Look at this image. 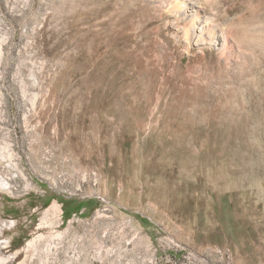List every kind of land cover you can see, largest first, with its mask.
<instances>
[{
	"label": "rangeland",
	"instance_id": "374dc122",
	"mask_svg": "<svg viewBox=\"0 0 264 264\" xmlns=\"http://www.w3.org/2000/svg\"><path fill=\"white\" fill-rule=\"evenodd\" d=\"M0 192V264H264V0H0Z\"/></svg>",
	"mask_w": 264,
	"mask_h": 264
},
{
	"label": "bare ground",
	"instance_id": "6f19581e",
	"mask_svg": "<svg viewBox=\"0 0 264 264\" xmlns=\"http://www.w3.org/2000/svg\"><path fill=\"white\" fill-rule=\"evenodd\" d=\"M178 7V6H177ZM195 17V16H194ZM191 25L190 26H193L194 22H191L190 23ZM195 26V25H194ZM198 26V25H197ZM195 28V27H194ZM200 29V28H199ZM198 28H196L195 30H193V35H199L201 33V30H199ZM186 34V33H185ZM190 34V33H189ZM192 43V42H191ZM198 44V41L196 40L194 43H192L191 45L193 46H197ZM200 45V42L199 44ZM21 174V173H20ZM1 191H5L7 192L8 194L11 195L12 191H11V187L7 184H3L2 186V189ZM1 193V192H0ZM50 213H52L54 215V218H55V221L56 223H59L61 221V214H62V210H61V207L56 203L54 202L50 208L46 211V214L49 215ZM44 218V217H43ZM45 220H47V218L45 217L44 218ZM41 222V221H40ZM44 222V221H43ZM48 222V221H47ZM51 222V221H50ZM53 223V222H52ZM41 225V223H40ZM43 225V224H42ZM46 226V225H45ZM48 226V225H47ZM38 229V228H37ZM50 234V233H49ZM58 237V236H56ZM60 238V237H59ZM53 239H55V237H53ZM60 240V239H59ZM35 243V242H34ZM6 244V243H5ZM27 248V247H26ZM45 251V250H44ZM49 252V251H48ZM45 255V254H44ZM47 256V255H46ZM47 261V260H46Z\"/></svg>",
	"mask_w": 264,
	"mask_h": 264
}]
</instances>
